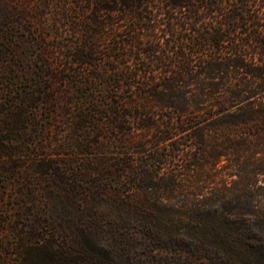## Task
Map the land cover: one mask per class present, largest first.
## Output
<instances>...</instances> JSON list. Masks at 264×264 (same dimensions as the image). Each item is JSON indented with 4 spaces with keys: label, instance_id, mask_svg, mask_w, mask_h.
Listing matches in <instances>:
<instances>
[{
    "label": "trees",
    "instance_id": "obj_1",
    "mask_svg": "<svg viewBox=\"0 0 264 264\" xmlns=\"http://www.w3.org/2000/svg\"><path fill=\"white\" fill-rule=\"evenodd\" d=\"M37 7V24L5 8L8 42L23 28L35 58L31 68L10 49L16 61L0 76V158L20 153V128L39 108L67 114L69 143H106L113 156L85 196L64 182L68 242L24 232V264H129L133 252L151 257L155 249L257 264L264 0H39ZM45 173L65 172L52 160ZM108 187L116 214L106 225L89 203Z\"/></svg>",
    "mask_w": 264,
    "mask_h": 264
},
{
    "label": "rangeland",
    "instance_id": "obj_2",
    "mask_svg": "<svg viewBox=\"0 0 264 264\" xmlns=\"http://www.w3.org/2000/svg\"><path fill=\"white\" fill-rule=\"evenodd\" d=\"M37 1L0 0V76L6 65L16 61L17 56L10 49L23 52L26 66L32 68L34 65L35 53L32 52L33 45L27 31L24 33L23 28L16 27L8 42L6 9L14 12L12 16L24 15L23 21L30 20L37 24ZM8 43L12 44L8 47ZM2 87L0 77V102L4 100ZM47 111L39 108L31 117L34 121L21 126L24 138L17 144L20 153L15 157L0 158V264H24L18 254L20 237L24 232L39 234L38 242L42 241V236H53V239L64 244L68 242L63 237L70 229L67 221L72 205L63 192L64 182H72L78 187L74 195L85 196L88 189H95L91 185L98 181L97 171L113 156L112 148L106 143L101 142L90 148H80L69 143L63 122L67 114L56 116L54 113L47 114ZM4 118L0 114V135L3 134L1 129ZM52 160L57 162L64 174L56 176L45 173V163ZM108 191L105 197L89 203L100 211L102 222L106 225L111 222L109 218L116 214L111 200L114 196L111 187H108ZM77 202L75 205L80 208L86 205L82 200ZM172 205L177 204L173 201ZM257 230V239L251 249V255L254 256L251 261L264 264V224ZM131 244L136 245L135 242ZM139 248L143 251V246ZM149 253L153 255L150 257L133 252L127 261L129 264H214L210 259L197 254L157 249Z\"/></svg>",
    "mask_w": 264,
    "mask_h": 264
}]
</instances>
